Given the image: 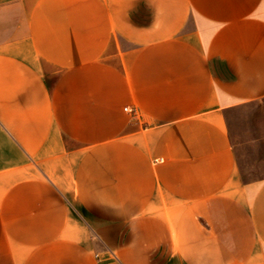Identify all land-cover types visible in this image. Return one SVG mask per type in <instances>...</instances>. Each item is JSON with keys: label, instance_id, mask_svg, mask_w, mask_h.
<instances>
[{"label": "crops", "instance_id": "obj_1", "mask_svg": "<svg viewBox=\"0 0 264 264\" xmlns=\"http://www.w3.org/2000/svg\"><path fill=\"white\" fill-rule=\"evenodd\" d=\"M262 97L264 0H0V264H264Z\"/></svg>", "mask_w": 264, "mask_h": 264}, {"label": "rangeland", "instance_id": "obj_2", "mask_svg": "<svg viewBox=\"0 0 264 264\" xmlns=\"http://www.w3.org/2000/svg\"><path fill=\"white\" fill-rule=\"evenodd\" d=\"M228 135L243 181L264 177V97L226 111Z\"/></svg>", "mask_w": 264, "mask_h": 264}, {"label": "built area", "instance_id": "obj_3", "mask_svg": "<svg viewBox=\"0 0 264 264\" xmlns=\"http://www.w3.org/2000/svg\"><path fill=\"white\" fill-rule=\"evenodd\" d=\"M125 109L127 110V107H125Z\"/></svg>", "mask_w": 264, "mask_h": 264}]
</instances>
